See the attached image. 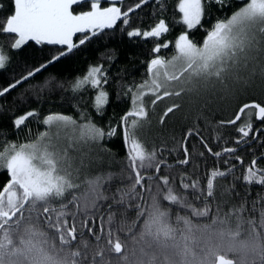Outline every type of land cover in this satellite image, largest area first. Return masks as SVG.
<instances>
[{
	"label": "snow or ice",
	"instance_id": "1",
	"mask_svg": "<svg viewBox=\"0 0 264 264\" xmlns=\"http://www.w3.org/2000/svg\"><path fill=\"white\" fill-rule=\"evenodd\" d=\"M11 2L12 11L0 14V35L11 34L6 38L13 41L12 49L20 50L29 42L60 47L46 62L0 89V97L42 75L118 21L129 25L130 14L149 0H136L125 11L102 5L101 0ZM158 2L162 8L163 0ZM209 3L224 7L227 0H179L181 22L188 30L201 25ZM168 30L160 19L150 30L132 29L127 35L159 39ZM78 33L82 35L76 42L73 37ZM168 47V43L156 44L153 52ZM10 59L0 46V70ZM257 77L264 83V0H240L236 11L207 30L202 45L182 32L171 59L152 58L147 78L128 87L131 106L121 117L127 164L114 190L106 185L115 174L94 173L97 165L83 149L103 147V140L117 130L99 127L83 112V122L66 114H49L43 119L46 130L35 141L17 145L3 140L0 171L6 170L10 179L0 189V264H264V168L258 166L264 155L254 157L241 176H236L229 158L223 160L227 169L213 166L201 173L204 152L195 145L190 150L189 137L198 136L200 145L216 157L237 149L213 152L193 129L185 133L178 149L166 144L149 148L141 139L151 130L150 111L155 114L160 101L206 103L205 98L238 97ZM54 81L50 77L33 90L65 87ZM107 82L103 65L90 66L71 90L85 91V85L97 88L94 107L102 114L108 93L100 86ZM145 96L152 99L146 102ZM180 107L173 99L158 123L164 125ZM249 109L264 121V104L243 102L234 119L219 122L237 124L247 114L249 119L237 127L241 134L237 145L248 143L253 132ZM36 115L30 111L16 118L15 127ZM174 151L179 153L175 165L165 155ZM230 158L244 164L238 155ZM176 165L182 167L175 170ZM237 181L245 185L243 195L236 190ZM252 186H258L255 196Z\"/></svg>",
	"mask_w": 264,
	"mask_h": 264
},
{
	"label": "trees",
	"instance_id": "2",
	"mask_svg": "<svg viewBox=\"0 0 264 264\" xmlns=\"http://www.w3.org/2000/svg\"><path fill=\"white\" fill-rule=\"evenodd\" d=\"M135 2L136 0H123V3L121 0H111L105 1L104 5L118 6L121 7L122 11H125L129 4ZM178 4L179 0H163V7L161 8L158 0H149L147 5H142L141 9H136L135 13L130 14L129 25L125 26L118 21L116 27L105 29L99 36L93 37L91 41L81 45L78 49H74L72 53L62 57L54 66L50 65L42 75L38 74L37 78L25 82L23 86H18L9 94L0 97V143L7 140L21 145L35 141L38 133L46 130L43 119L49 114H66L72 116L78 122H83L81 121V112H83L99 127L103 129L111 127L117 130L116 135L103 140V147L97 145L99 148L98 153L94 155L97 167L93 169L94 173H114V179L106 185V187L114 190L117 185L121 184V169L126 167L127 164V146L123 140L121 117L126 114L131 106V93L127 92L128 87L139 85L147 78V66L152 58L158 55H164L165 59L172 57L175 40L182 32H188L190 38L197 42L202 40L207 30L218 19H225L238 9L240 0H227L224 7L215 3L205 4V15L201 25L191 30H188L181 22ZM0 5L3 6L0 8V14L12 11L11 0H0ZM160 19L164 20L169 30L159 39L144 38L143 36L129 37L127 35L128 31L132 29H139L141 32L150 30ZM10 35H0V46H2L5 54L11 57L6 68L0 70V89L18 79L27 69L46 62L60 47L36 45L34 42H29L22 49L16 50L11 48L13 41L6 38ZM81 35L76 34L73 37L74 41L78 42ZM160 43H168L169 47L162 48L161 53L153 52L155 45ZM96 65H103V70L108 78L107 84L102 83L100 86L108 93V103L101 109L102 114L94 107L95 96L98 92L97 88L85 85V91L74 93L71 90V84L75 83L76 78H83L89 67ZM50 77H54L55 81L63 82L65 87L61 89L53 86L51 90L47 88L43 91L33 90L34 86L43 85ZM236 102L208 101L198 103L192 105L184 116L174 117L170 113L164 125H160L158 120L159 115L162 114L165 108H159L156 105L155 114L150 111L152 118L151 130L147 136H142L141 139L145 140L149 148L162 147L166 144L168 149H178L179 142L185 133L189 129H193L206 140L213 152H222L224 147L237 149L235 153L222 154L221 157H216L200 145L198 136L189 137V149L191 150L195 145L198 151L204 152V157L200 158L203 160L200 165L201 173L213 166L227 169L229 165H225L223 160L229 158V164L236 166L234 169L236 176H241L245 167L251 163L254 157L264 155V121L256 119L254 110H248L253 112L250 121L253 132L250 133L248 143L242 142L237 145L235 141L241 139L237 127L242 121L249 119L247 114L242 116L241 121L234 125H227V123L221 125L219 123L220 121L226 122L234 119L239 108L233 105ZM245 102L264 104V91H257L250 96V100ZM239 104L241 103L239 102ZM30 111L35 112L37 115L29 117L24 125H21L19 129L16 128L14 125L15 119ZM230 112L231 115L229 116ZM165 155L167 160L175 165L179 153L174 151L171 156H168L166 152ZM237 155L243 158V165L239 161L230 158ZM258 166L264 168V159H258ZM181 167L176 165L175 170H179ZM9 179L6 170L0 171V189ZM124 183H128V181L125 179ZM236 183V190L243 195L245 185L241 181ZM257 188L258 186H252L253 196H255ZM104 211L106 210H101V213Z\"/></svg>",
	"mask_w": 264,
	"mask_h": 264
},
{
	"label": "rangeland",
	"instance_id": "3",
	"mask_svg": "<svg viewBox=\"0 0 264 264\" xmlns=\"http://www.w3.org/2000/svg\"><path fill=\"white\" fill-rule=\"evenodd\" d=\"M203 18L201 20V23L203 21ZM181 19H182V14H181ZM209 29H211V28H209ZM205 36H206V34H205ZM205 36H204V38H205ZM204 38L202 40H199L198 42L196 40H194V41H196L198 44L202 45V42H203ZM257 91H262V92L264 91V83L260 82L259 77L256 78L255 83H252L250 85H246L245 89H242L241 94L238 97H229V98H226V99H219V100L215 99L214 97L211 98V99H208V98H205V99H206V102H208V101H237L233 105H235V107L236 106L239 107L243 102L250 100V96H252V94L256 93ZM151 99H152L151 96H145V101L146 102L150 101ZM173 99H176L177 102L181 104V107L177 108L174 111V113H172L174 115V117L184 116L186 114V112L192 107V105L198 104L196 102H190L187 99L181 101L178 98H166L165 100H162L161 102H159L157 104V106H159V108L160 107L161 108L162 107L166 108V107L171 105ZM238 101L241 104H239ZM249 111H252V110L249 109ZM230 115H231V112H230L229 116ZM55 131H56V128L53 127L52 132H55ZM98 149L99 148L97 147V145H93L91 147L85 146L83 150L86 151V152H89L91 157L94 159V155L98 153Z\"/></svg>",
	"mask_w": 264,
	"mask_h": 264
},
{
	"label": "flooded vegetation",
	"instance_id": "4",
	"mask_svg": "<svg viewBox=\"0 0 264 264\" xmlns=\"http://www.w3.org/2000/svg\"><path fill=\"white\" fill-rule=\"evenodd\" d=\"M105 1L106 0H101L102 5H104ZM107 1H111V0H107Z\"/></svg>",
	"mask_w": 264,
	"mask_h": 264
},
{
	"label": "water",
	"instance_id": "5",
	"mask_svg": "<svg viewBox=\"0 0 264 264\" xmlns=\"http://www.w3.org/2000/svg\"><path fill=\"white\" fill-rule=\"evenodd\" d=\"M257 119V118H256ZM258 121H260L259 119H257ZM239 121H237V123H238ZM227 125H234V124H227Z\"/></svg>",
	"mask_w": 264,
	"mask_h": 264
}]
</instances>
